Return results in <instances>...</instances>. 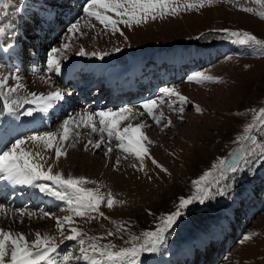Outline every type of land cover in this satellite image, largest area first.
I'll return each instance as SVG.
<instances>
[{"label":"rangeland","instance_id":"obj_1","mask_svg":"<svg viewBox=\"0 0 264 264\" xmlns=\"http://www.w3.org/2000/svg\"><path fill=\"white\" fill-rule=\"evenodd\" d=\"M172 3L179 8L175 15L168 14L155 20L149 19L147 23L131 27L121 24L119 27L124 31L123 36L119 32L113 34L106 30L104 25H101L99 21L96 22L94 17H90L93 18L96 27L99 24L100 29L96 30L87 25L84 30L80 29V33L83 35L76 33L78 41L83 42L89 38L91 43L84 45L96 49L97 56L103 53L112 54V61L120 62L127 59L129 66L130 57H141L142 52L152 55L158 50L174 48L175 54H180V45H193L197 42L201 44V41L204 43L206 40L200 46L212 47L221 37L233 40L234 38L226 35L222 31L223 29L247 32L264 41V17L259 15L264 12V0H172ZM188 5H195V7H188ZM246 8L253 11H245ZM6 11V6L0 7V29L2 30L6 29L5 23L8 19ZM215 11L218 13L216 14ZM4 20H6L5 23ZM9 31L14 35L15 30L10 29ZM1 33L2 31L0 35ZM84 34L86 35L84 36ZM70 35L71 33L55 46L58 48L67 41L68 44H73L72 42L75 41L72 35L70 38ZM209 43L211 45H205ZM224 46L228 47L226 44ZM117 47L121 51L116 52ZM216 48L218 49L215 58L218 61L216 65L226 59L231 61L234 59L236 64L231 62L227 66H220V69H217L216 65L201 66L198 73L203 72L205 75L218 78L202 82L201 85L193 84L194 81L187 80L189 76L193 75L192 72H188L186 75H189L188 78L181 84L190 83V88H188L190 92L180 90L179 82L171 84L172 88L194 103L190 102L191 109L188 111H181L182 108L178 109L177 106L175 109L173 103L170 105L166 103V108L157 103V107L164 109V113L168 114L166 119L174 113L173 117H175L177 126L169 125L165 121L167 125L162 128V138L166 139L165 142L152 139L150 132L146 131L145 134L151 143L147 141L150 144L147 146L142 141L148 149V153L143 157V163H141L140 157L125 152L127 160L133 164V170L126 176L128 178L126 183L129 182V185L119 186L108 178L97 181L93 179V176L88 178L82 173L69 174V176L63 174L65 178H85L88 182L82 187L98 192L103 197V202L98 210L86 212L84 216H77L71 207L70 216L74 223L71 222V224L74 226L64 223L63 232L60 228L53 226L54 230L50 228L51 231L43 235L54 238L56 249L62 255L60 257L61 264H92L88 260L91 258L90 256L97 257L101 262L99 264H133V262L134 264H149L154 258L156 260L159 258V253L161 255L177 254L176 251L179 253L181 249V241H191L189 237L194 231L199 233L201 229L211 235V232L206 231L207 216L215 215L221 218L219 215L223 212L222 208L231 207L235 196L237 197L233 211L235 218L228 223L227 233L219 241H214L209 237L212 245L208 243L203 248L196 245L194 248L195 259L191 264H197L198 254H202L203 258L200 257V259L211 264L206 258L211 259L214 249L212 247L215 246V242L221 247L219 249L220 256L223 255L217 264H264V185L263 180L257 181L261 173V166H264V131L261 132L260 138L256 139L253 145L248 143V139H242L248 133L249 123L264 120V115L261 114V109H264V54L254 46L243 45L240 49L228 50L225 58L221 49ZM84 49L87 53L89 52L85 47ZM103 49L107 51L105 52ZM89 56L88 53L83 57H88V60L91 59L98 63L111 61L103 60L105 57L100 59L97 56L94 58ZM233 64L234 66L231 67ZM2 74L4 75V72L0 69V79ZM48 78L50 77L48 76ZM13 83L16 97L15 100L10 101V105L18 107L19 114L17 116L23 117L26 112L23 114L20 104L31 96L23 93L24 86L18 81ZM53 85L55 86V84ZM156 100L159 102L157 98ZM197 106L201 110H197ZM21 107L24 109V106ZM143 113L150 117L147 112ZM155 114L153 111V115ZM185 115L187 117H184ZM128 120L129 118L121 121L122 130L132 123ZM160 122L164 121L160 120ZM150 124L155 125V120L153 119ZM150 130L158 132L156 125ZM178 131L186 133L185 136H172ZM28 135H23L21 138ZM114 142L117 143V141ZM99 151L102 154L103 150ZM121 151V148L118 147L115 153ZM229 154L233 155L228 157ZM152 158L157 163H153ZM225 158H229L228 165L223 163ZM236 163L239 164V169L233 172L231 168ZM116 165H118L117 162ZM115 167L114 165L109 173ZM124 173L127 174V171ZM208 173L211 175H207ZM53 174L56 173L53 172ZM243 175L254 179L253 189L239 196L238 192L243 185L240 187L237 182ZM202 177H206V179L201 180ZM133 181L135 184L132 183ZM196 181H201L202 188H207L215 193L214 197L204 203L194 202L188 208L181 209L182 198L195 197L199 194ZM110 198L114 200L111 208L107 206V200ZM55 209L56 207L51 211ZM177 210L182 211L183 215L177 218L173 229L166 233L167 239L158 247L157 251L141 252L135 258L129 256L117 260H109L106 255L101 254L104 250L118 252L124 248H139L145 243L146 233L164 227L163 222L167 215ZM55 211L61 212V217H58L61 219L63 217L62 207H58ZM13 221L15 223L16 219ZM71 228H76L80 233L76 239H68L69 236L74 235ZM245 237L250 238L245 239ZM81 240L83 243L80 242ZM93 244L97 245L101 252H93L91 247ZM210 245L211 249L207 250V253L203 252L206 251L203 249H208ZM204 254H207V257ZM53 256H56V252ZM58 258L56 257L57 263ZM9 259L10 253L9 257H6V264ZM177 264H190V261L183 260Z\"/></svg>","mask_w":264,"mask_h":264},{"label":"snow or ice","instance_id":"obj_2","mask_svg":"<svg viewBox=\"0 0 264 264\" xmlns=\"http://www.w3.org/2000/svg\"><path fill=\"white\" fill-rule=\"evenodd\" d=\"M6 6L4 0H0V7ZM203 6V5H201ZM188 7H195V5H188ZM245 11H253L250 8L244 9ZM83 11L88 17H94L95 20L99 21L100 24L104 25L106 30L111 31L113 34L119 32L121 36L124 35V31L119 27V25H124L126 27H131L133 25H140L142 23H147L149 19L155 20L157 18H162L165 15L173 14L175 15L179 8L174 6L172 0H86V6ZM261 17H264V12L259 13ZM91 26V25H89ZM0 31H3L0 29ZM69 33H80V22L76 21L68 29ZM230 38H234V43H239L241 45L254 46L258 50H261L264 54V41L257 39L255 35L249 34L247 32L241 33L239 31H230L228 29L222 30ZM83 35V33H80ZM69 44L65 43L63 45L64 49H68ZM60 49L52 48L51 53L53 55L49 58V71L60 72V61L55 55ZM116 52L121 51L120 48L115 49ZM80 56L88 55L84 48H80L78 53ZM93 57L97 56L96 52H92ZM108 53H103L100 55V59ZM189 81H194L202 83L204 81L218 79L210 75H205L203 72L195 73L189 76ZM8 80L0 79V89L7 87ZM9 91H15V88L9 87ZM162 98L167 96H174L178 98L181 103L187 102V97L181 95L175 88L165 87L161 90ZM2 94V93H0ZM32 99L28 101L30 105H35L37 107H28L26 109V115L32 116L37 110L41 112H47L50 108L54 106L56 102L62 101L65 97V93L60 90L52 91L47 95L35 92L30 93ZM158 101L156 99H150L145 101L141 108L144 109L149 116L156 121L160 122L163 114L159 117L153 115L154 108L157 107ZM5 108L11 110V106L5 103ZM197 110L199 106H197ZM183 111V109H181ZM133 113V108L124 107L118 110H101L95 112L94 110L88 111L85 115L80 117V124L76 125L90 127L92 132L107 133V138L111 141L113 138L117 141V147L121 148L125 152L133 153L137 157L141 158V163H143V157L148 153V149L144 146L142 141L148 140L146 134L142 131L145 124H139L135 127L129 124L123 130L119 127L121 121L127 119L128 114ZM143 115L144 113H139ZM261 114L264 115V109H261ZM98 118V119H97ZM76 118L70 117L69 120H65L63 123L62 135L59 136V141L61 144L69 140L70 128L69 125ZM171 124V120L168 121ZM251 127L249 131H251ZM58 134L55 132H47L43 135H33L28 137L27 140L30 141H43L49 149L53 148L54 141H57ZM242 139H252L251 135L247 137H242ZM104 137H101V142L94 144L96 148L101 147ZM26 139H16L7 150L0 152V173L5 174L4 179L11 180L17 184L35 185L42 192H51L53 196L58 197L60 200L67 201L69 206L72 207L77 216H84L86 212H91L98 210L100 204L103 202V197L93 190L86 189L82 187L83 184L88 181L85 178H65L63 173L53 174V165L48 164L47 170H45L44 163L36 162L33 154L25 150L23 147L26 144ZM89 144L92 141L88 142ZM111 148L108 149L110 153ZM39 155V153H37ZM66 151H61L60 148L55 149V160L58 161L62 156H66ZM44 158L41 157V160ZM153 163H157L154 158ZM119 160H117V164ZM160 166V165H158ZM162 167V166H160ZM239 169V164L236 163L232 166L231 171L236 172ZM166 171V169H165ZM207 175H211L208 173ZM206 179L202 177L201 180ZM50 181L59 188L64 189V191H59L52 187V184L47 183H37V181ZM197 185V192L199 193L195 197L182 198L180 201V208L186 209L194 202L204 203L206 200L213 198L215 193L211 192L207 188L201 187V181L195 182ZM114 200L108 199L107 206L109 208L113 207ZM0 208H3L0 205ZM20 214H23V210H20ZM45 215L51 216V214L46 213ZM101 215H103L101 213ZM183 212L177 210L174 213L167 215L164 220V227L159 228L156 231H149L146 233L145 243L140 245L139 248H124L118 252L104 250L93 244V252H101L102 255H106L109 260H117L125 257H137L141 252H155L158 247L164 243L167 239L166 233H169L177 220V218L182 217ZM57 227L63 232V224L60 218H55ZM64 221L71 223L72 217L66 216L63 218ZM74 235L69 236L68 239H76L80 235L76 228L70 229ZM250 237H245L249 239ZM83 243V240L80 241ZM56 250L55 240L49 236H42L41 233H36V239L33 241H28L27 237L23 233L14 234L11 231H5L0 229V264H6V257H9L8 264H41L42 261L50 259V253ZM81 251H84L81 249ZM87 257L85 256V259ZM134 264V262H133Z\"/></svg>","mask_w":264,"mask_h":264},{"label":"bare ground","instance_id":"obj_3","mask_svg":"<svg viewBox=\"0 0 264 264\" xmlns=\"http://www.w3.org/2000/svg\"><path fill=\"white\" fill-rule=\"evenodd\" d=\"M215 13L217 14L218 12L215 11ZM92 19L88 16H83L81 19H79L78 21L80 22V29L84 30L87 25H91L90 28H95L96 30L97 29L99 30L100 29L99 24L97 23L98 26L96 27V25ZM96 22H97V20H96ZM6 24H8L9 26H12L13 24H15V21L13 23L6 22ZM92 25H93V27H92ZM17 27L25 28V24L22 23L19 26L16 25V28ZM163 29H164L163 31H165V28H163ZM9 30H10V27L6 28V31H9ZM3 31H2L1 36H0V39L3 37L2 44H4L5 41H8V38H7L8 33L6 35H4V33L6 31L5 32H3ZM91 31H94V30H91ZM71 35L73 36L75 42H72L73 44H69L70 47L68 49L63 48V45L65 43H67V44L69 43L68 41L61 44L62 46L60 45L58 47V49H60V51L58 53H56V56H58V59L60 62L61 61H64V62L71 61L74 59H81L80 55L77 54L80 48L85 47L89 51L88 52L90 55L89 57H92L91 53L93 51L96 53L98 52V51H96V49H94L88 45H87L88 47H86L84 45L85 43H87V44L91 43L90 42L91 40L89 38H87L86 41L83 40V42H81V41L79 42L78 41L79 38L76 35V33L75 34L71 33ZM71 35H70V38H71ZM85 35L86 34H84V36ZM14 36L19 39L18 42H22L21 39L18 37L17 31H15ZM108 41L109 40L107 38V42ZM205 41L206 40H204V43H205ZM102 42H103V40H102ZM204 43H202V41H201L202 45ZM212 49H214V48L212 47ZM97 50H99V49L97 48ZM103 51L106 52L107 50L103 49ZM126 51H128V50H126ZM138 53L140 55V52H138ZM175 55L178 57L180 55L185 56L186 54L182 53L180 51V54H175ZM92 58H94V57H92ZM137 58H140V57H132V56L130 57V59H131L130 60V66L129 65L125 66V70L127 72L133 70L134 66L131 63L135 62V60ZM186 58H187V56H185L183 59H186ZM235 61H234V59H233V61H231L230 59L223 60L222 62L218 63V65H216V68L218 69L220 66H227V65L231 64V62L236 64ZM261 61H259V62H261ZM94 63H96L97 65L104 66L103 70H105V68H107L110 63H112L114 66H117L119 61H117V60L112 61L111 60V61H107V62L103 61L101 63H98L96 61L93 62V60L89 59L87 65L91 66ZM234 64L231 65V67L234 66ZM16 67L18 69L17 70L18 71V83H20L24 86L23 93H25L27 95H30V93H32V92H35L37 94L43 93V94L47 95L48 93H50L52 91H56V90L61 89L59 86L53 85V82H52L53 80L51 78V75H49L50 78L47 79V77H48L47 75L44 77V76H41L40 74H36V71H37L36 68H34L33 70L31 68H25V66H22L20 63H18L16 65ZM232 69H234V68H232ZM139 71H141V70L139 69ZM189 72H191V71H189ZM218 73H217V75H218ZM192 74H195V73L192 72ZM7 80H9V79H7ZM187 80H189V79H187ZM182 83H184V82H182ZM173 87H176V86H173ZM218 87H219V85H218ZM188 88H190V83L189 84L188 83H186V84L180 83V85H179L180 90H183V91L188 90L187 92H190ZM202 94H203V92H202ZM21 104H20V110L23 111V114H24L26 112V106H24V109H23L21 107ZM8 105H10V102ZM68 105H69L70 109L74 108L76 106V102L74 101V103H73V101L71 100L68 103ZM118 107L124 108L121 105H119ZM17 108L12 105L11 110L7 109L8 110L7 121L3 122L0 125V142L5 139L7 133L10 134V136L14 140L21 138L23 135H26V133L24 131V125H23L25 120H23V118L27 115H24L23 117L17 116V114H19ZM120 108H117L116 110H118ZM161 110L163 112H165L164 109H161ZM139 113H140L139 109L137 107H134L133 113L127 115V118H129L128 121L132 122L129 124H131V126H133V127H135L136 125H139V124H145L146 127H144L142 129V131L144 133H146V131L148 130L151 134L150 136L152 137V139H158L159 142H165L166 141V139L163 140V138H162L163 137L162 128H163V126L167 125L169 120H171L170 125H172L174 127L177 126V124L175 123V117H173L174 113H172V116H169L167 118V123H165V122L156 123V121H155V125L158 128V132H156L155 130L151 131L150 128L155 126L153 124H150V122L153 120L152 118H150L152 116L148 117L147 115H145L146 114L145 113V114L141 115V117H140ZM83 115H84L83 113L78 112L77 116H73L76 119L69 125V128H70L69 140L66 142H63V144H61L58 141L60 134L57 132L58 139H57V141H54V145H53L52 149H49L43 141L27 140L28 137H31L33 135H28L24 138H21V139H26V141H27L23 147L25 148V150H28L33 154L35 161L44 163L46 168H47L48 164H52L53 165L52 170L54 173H63L64 175H68V176H69V174L72 175V174L82 173V174H85L88 178L93 176V179H96L97 181L105 180L108 178L110 181L116 182L117 185H119V186L122 185L124 187L125 185H127L129 183V182L126 183L128 181V178H126V176L133 170V164H131L130 161L127 160L126 153L124 150L121 151L122 153L121 152L120 153H111V152L109 153L108 149L111 148L113 150L114 148L105 147L106 149L104 151H102V154L100 151L98 152V150H100V148H96L93 146L94 144L99 143L98 140L93 139L90 134H88V136H87L86 135V133H87L86 129H85L86 131H84V130L81 131V133H80L81 137L79 139L78 131H79V129L84 128V126L77 127L76 125L80 124V117ZM66 116H68V115H66ZM184 117H187V115H185ZM61 120H62V122H61L60 126H58L59 127L58 129H63V123L66 119H61ZM58 123H60V121ZM128 126H125V127H128ZM181 131L173 133L172 136L173 135L175 137L185 136L186 133L184 134ZM19 132H21V133H19ZM45 133H47V132H45ZM17 134H18V136H17ZM42 134H44V133H42ZM35 135H37V134H35ZM73 136H74V138H73ZM81 140H84L83 141L84 143ZM89 141H92V143L89 144L88 143ZM143 143H145L147 146L150 145V144H148L147 141H143ZM101 146H103L102 143H101ZM56 148H60L61 151H66V153H67L66 156H62L58 161L55 160V149ZM37 153H39V155H37ZM41 157H43L44 159L41 160ZM127 157H128V155H127ZM117 160H119L118 165H116ZM114 165L116 167L114 168V170L111 173H109V171L113 168ZM119 165H122V166H119ZM106 166H108L107 170H106ZM125 171H127V174L124 173ZM4 175L5 174L0 173L2 180L5 183H7V184L14 183L11 180L4 179L3 178ZM37 183H41V182L37 181ZM132 183L135 184L134 181ZM18 185H20V187H25V188L30 189V192L27 191L25 194L29 195L33 202H36L38 200L43 201L44 199H46V202H47L46 204L51 209H54L55 205H56L55 210H57L58 207H62L63 217L61 218V223L63 222V225H64V223L65 224L68 223V225L74 226L73 222H72L73 224H71L69 222L64 221V219H63L66 216H70L71 211L67 210V207L63 206V203L59 200V198L56 196H53L50 191L49 192H42L35 185H26V184L15 183L16 189H17ZM247 187H248V184L245 183L243 185V187H241L242 192H245L247 190ZM21 191H23V190H20V192ZM254 198H255V196H254ZM249 199H251V198H249ZM236 200L237 199L235 196L233 198V205L231 207H229V208L223 207L222 208L223 212L219 215V216H221V218H219L218 216H215V215H208L207 216V218H206L207 222L205 223L206 224V231L211 232V235L206 236L207 234L206 235L203 234L202 231L199 233L197 231H194L193 233L190 234V237H189L191 239V241H187V240L181 241V249H180L179 253H178V251H176L177 254L170 253L168 255H161V253H159V258L157 260H156V258H154L153 260H151L149 262V264H152V263L170 264V263H174L176 261V259H178L179 261H183V260L190 261V264H191L195 259V257H194V250L195 249L194 248L196 245H200V247L203 248L208 243L211 244L209 237H211V239H214V241H216V240L219 241V240H222V238L225 236V234L227 233V230H228V226H229L228 223L231 222L235 218L233 211L235 208ZM0 205L3 206V208H0V229H3L5 231H11L14 234L23 233L27 237L28 241H30V242L36 239V233L37 232H39L41 234L50 232L52 227H53V222L55 223V225L57 227V223H56L55 218L61 217V212L60 213L57 212L59 215L57 217H55V215L57 214L55 210L49 211L48 214H51V216L45 215L46 212H44L42 210L35 211V213H28L29 211H27V212H23V214L21 215L20 213H15V211L11 207L5 206L2 202H0ZM54 211H55V213H54ZM13 217H18V219H17L18 221H16L14 223ZM57 228H55V229H57ZM52 230H54V228ZM54 234L56 235V233H54ZM205 250H207V249H205ZM90 257L91 258L88 260L92 264H99L100 261H99V259H97V257H95V256H90Z\"/></svg>","mask_w":264,"mask_h":264},{"label":"water","instance_id":"obj_4","mask_svg":"<svg viewBox=\"0 0 264 264\" xmlns=\"http://www.w3.org/2000/svg\"><path fill=\"white\" fill-rule=\"evenodd\" d=\"M2 106L0 105V114H1V112H2V108H1Z\"/></svg>","mask_w":264,"mask_h":264}]
</instances>
